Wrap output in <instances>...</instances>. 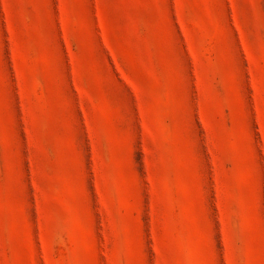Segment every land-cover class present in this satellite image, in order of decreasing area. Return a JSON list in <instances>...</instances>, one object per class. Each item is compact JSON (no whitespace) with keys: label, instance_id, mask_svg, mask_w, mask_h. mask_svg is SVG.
I'll return each mask as SVG.
<instances>
[{"label":"rangeland","instance_id":"374dc122","mask_svg":"<svg viewBox=\"0 0 264 264\" xmlns=\"http://www.w3.org/2000/svg\"><path fill=\"white\" fill-rule=\"evenodd\" d=\"M0 264H264V0H0Z\"/></svg>","mask_w":264,"mask_h":264}]
</instances>
